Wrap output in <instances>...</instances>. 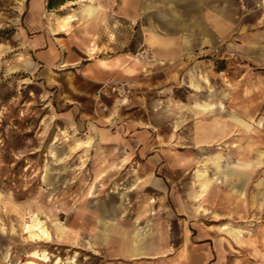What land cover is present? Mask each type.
<instances>
[{
  "label": "rangeland",
  "instance_id": "374dc122",
  "mask_svg": "<svg viewBox=\"0 0 264 264\" xmlns=\"http://www.w3.org/2000/svg\"><path fill=\"white\" fill-rule=\"evenodd\" d=\"M154 4L164 5L162 0H143V6ZM68 5L64 10L47 9L49 16L43 20L56 22L69 8L77 7ZM173 7L180 9V1ZM249 9L247 0H239L237 47L230 39L217 41L184 68L174 70L165 94L157 87L152 95L155 99L167 96L170 107L179 112L182 102L187 105L202 98L214 102V97L224 110L197 114L190 108L189 119L174 125L171 139L156 141L159 156H134L128 169H123L117 166L119 156L108 150L116 143L97 138L77 124V114L63 104L81 99L83 110L92 106L88 97L73 90L75 70L59 62L37 70L29 39L40 24L29 22L28 0H0V264H43L44 260L47 264L72 260L74 264H177L186 257L191 264H264V68L245 58L241 36L244 25L253 20ZM70 26L71 22L65 31ZM144 49L146 53L138 57ZM135 56L141 64L155 61L151 47L143 41L132 52L131 57ZM188 71L204 89L200 93L193 90ZM156 77L161 80L165 75ZM113 81L128 82L126 97L104 93L103 85ZM133 82L105 81L100 95L119 106L126 102ZM228 113L248 121L250 129L231 123ZM213 123L221 136L198 141V131ZM79 141L87 143L76 145ZM215 152L222 153L231 168L247 171L248 180L236 189L223 178L196 200L193 172ZM145 162L156 176L167 179L166 191L144 184L128 191L136 179L132 169ZM162 164L166 166L158 168ZM90 187L93 195L86 197ZM101 202L118 206L119 219L109 222L122 223L124 232L131 234L135 226L147 223L156 229L164 239L157 255L130 259L112 242L88 245V237L98 230L94 221L96 204ZM133 216L139 219H130ZM222 225L241 230L243 240L253 243H234L220 229ZM72 231L80 237L75 245L61 238ZM202 250L205 257L200 260Z\"/></svg>",
  "mask_w": 264,
  "mask_h": 264
},
{
  "label": "crops",
  "instance_id": "0c3cea01",
  "mask_svg": "<svg viewBox=\"0 0 264 264\" xmlns=\"http://www.w3.org/2000/svg\"><path fill=\"white\" fill-rule=\"evenodd\" d=\"M162 1L163 6L154 4L147 7L143 6V0H65L59 6L63 8L61 10L66 9L69 3L77 4V7L69 8V12L62 14L56 22L47 23L43 20L44 16H49L46 0H28L29 22L40 24L29 39L32 54L37 60V70L53 67L57 62L59 66H70L75 70L73 90L88 97L92 106L89 110H83L85 105L81 99L63 104L70 105V110L77 114V124L93 132L97 138L116 143L115 146H109L108 150L111 155L119 156L118 161L121 163H117V166L120 164L123 169H128L134 156L147 155L148 159L159 156L154 147L157 146L156 141L159 137L171 139L174 125H183L189 119L190 108L197 114L224 110L222 102L214 97V102L205 98L187 105L182 102L178 106L179 112L174 110V106L170 107L172 102L171 105L167 102V96L155 99L152 95L157 87H161L158 91L166 92V82L173 79L174 70L179 66L184 68L188 65L187 61L197 59L202 51L214 47L217 41L230 39L231 45L237 47L239 0H179L180 9L173 7L179 3L177 0ZM247 5L253 20L247 21L244 25L245 34L241 36L246 45L245 58L253 66L264 68V0H247ZM70 22V30L65 31L64 27ZM142 41L151 47L155 58L153 63L141 64L131 57ZM157 73L165 77L158 80ZM193 75L188 71L193 90L200 93L204 89L200 88L199 82H193L196 81L191 77ZM113 79L134 81L126 102L119 106L100 95V84ZM227 116L234 125L250 129V123L237 114L228 113ZM214 124H210L209 128L204 125L203 130H199L195 136L196 139L206 142L220 137ZM86 143L79 141L76 145ZM233 145L236 146L235 143L232 144L235 147ZM146 162L132 169L136 179L128 191L142 184L166 191L167 179L156 176L152 172L155 169L149 168ZM163 165L166 166L162 164L158 168ZM103 175L101 173L99 177ZM193 176L198 187L194 193L196 200L208 192L213 182L223 181V178L229 180L230 186L236 189L243 187L248 180L247 171L242 173L231 168L223 154L217 152L207 156L194 170ZM92 188H88L86 197L93 195V192L90 194ZM96 206L98 216L94 222L98 230L88 237V245L112 242L116 250L125 253L130 259L153 252L157 255L164 239L153 231L149 223L135 226L129 234L122 230V223L117 221L112 225L120 217L117 216L118 206L115 203L101 202ZM139 216L130 219L137 220ZM83 219L87 224L91 222L89 218ZM125 227L131 229L129 225ZM220 229L232 237L236 244L253 243L252 239L251 242L250 239L243 240L241 230L225 225ZM61 238L68 239L72 245L80 242L75 231ZM198 257L203 259L205 250L199 252ZM70 262L74 264V260ZM177 264H191V261L186 257Z\"/></svg>",
  "mask_w": 264,
  "mask_h": 264
},
{
  "label": "built area",
  "instance_id": "2783aa9c",
  "mask_svg": "<svg viewBox=\"0 0 264 264\" xmlns=\"http://www.w3.org/2000/svg\"><path fill=\"white\" fill-rule=\"evenodd\" d=\"M146 53V50H142L139 54L136 55L138 57H143V54ZM104 93L107 95H114L116 98L126 97L128 93V82L127 81H113L111 83H105L104 85Z\"/></svg>",
  "mask_w": 264,
  "mask_h": 264
},
{
  "label": "trees",
  "instance_id": "16d2710c",
  "mask_svg": "<svg viewBox=\"0 0 264 264\" xmlns=\"http://www.w3.org/2000/svg\"><path fill=\"white\" fill-rule=\"evenodd\" d=\"M63 2H65V0H46V7L48 9H53L59 7Z\"/></svg>",
  "mask_w": 264,
  "mask_h": 264
},
{
  "label": "bare ground",
  "instance_id": "6f19581e",
  "mask_svg": "<svg viewBox=\"0 0 264 264\" xmlns=\"http://www.w3.org/2000/svg\"><path fill=\"white\" fill-rule=\"evenodd\" d=\"M135 61H139L140 62V60L138 59V58H136V56L135 57H132ZM27 228V227H26ZM26 232V231H25Z\"/></svg>",
  "mask_w": 264,
  "mask_h": 264
}]
</instances>
